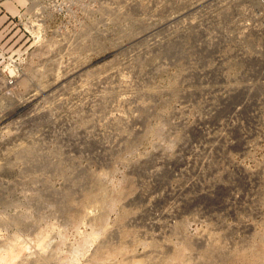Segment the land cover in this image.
<instances>
[{"label":"rangeland","instance_id":"obj_1","mask_svg":"<svg viewBox=\"0 0 264 264\" xmlns=\"http://www.w3.org/2000/svg\"><path fill=\"white\" fill-rule=\"evenodd\" d=\"M263 6L0 0V264H264Z\"/></svg>","mask_w":264,"mask_h":264},{"label":"crops","instance_id":"obj_2","mask_svg":"<svg viewBox=\"0 0 264 264\" xmlns=\"http://www.w3.org/2000/svg\"><path fill=\"white\" fill-rule=\"evenodd\" d=\"M19 2H22V0L20 1V0H18ZM3 6H5L8 10H9V8H12V5L11 4H9V2H4L3 3ZM5 19V16L4 15H0V22H2L3 20Z\"/></svg>","mask_w":264,"mask_h":264},{"label":"bare ground","instance_id":"obj_3","mask_svg":"<svg viewBox=\"0 0 264 264\" xmlns=\"http://www.w3.org/2000/svg\"><path fill=\"white\" fill-rule=\"evenodd\" d=\"M21 1V0H20ZM32 1V0H31ZM38 7V6H37ZM259 8L261 9V5H259ZM30 10V9H29ZM36 21V20H35ZM28 25V24H27ZM40 25V24H39ZM41 33V32H40ZM5 78V77H4ZM1 79V78H0Z\"/></svg>","mask_w":264,"mask_h":264},{"label":"built area","instance_id":"obj_4","mask_svg":"<svg viewBox=\"0 0 264 264\" xmlns=\"http://www.w3.org/2000/svg\"><path fill=\"white\" fill-rule=\"evenodd\" d=\"M262 10H263V12H264V6L262 7ZM263 15H264V13H263ZM7 83H9V80L8 81H6Z\"/></svg>","mask_w":264,"mask_h":264}]
</instances>
